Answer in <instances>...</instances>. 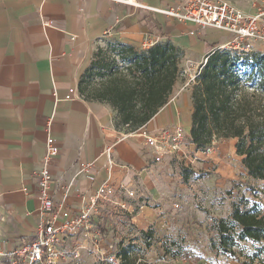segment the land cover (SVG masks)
Wrapping results in <instances>:
<instances>
[{
	"label": "crops",
	"instance_id": "crops-1",
	"mask_svg": "<svg viewBox=\"0 0 264 264\" xmlns=\"http://www.w3.org/2000/svg\"><path fill=\"white\" fill-rule=\"evenodd\" d=\"M181 1L137 0L154 9ZM226 1L248 4L246 9L235 6L251 11L250 0ZM230 38L115 0H0V250L30 241L41 221L40 203L33 197L35 172L42 166L49 137L60 148L50 165L57 205L77 215L102 185L117 191L116 201L130 203L127 210L109 205L97 219L104 249L109 244L127 249L131 241L140 246L146 261L148 249L141 242H147L148 235L172 247L219 243L213 208L204 229H193L197 216L202 217L197 204L208 203L213 192L236 178V163L242 158L236 153V139L215 140L208 155L191 142L192 87L212 47L223 48ZM167 40L183 51L181 67L187 76L178 80L169 102L145 127L131 133L119 130L110 105L82 98L79 82L106 42L143 50ZM70 89L75 94L69 96ZM177 125L185 133L181 151L156 163L157 153L144 149L142 133L155 135ZM82 163L94 164L96 174L81 171ZM126 178L132 181L133 199L120 189ZM91 259L96 261L95 255L83 252L78 263Z\"/></svg>",
	"mask_w": 264,
	"mask_h": 264
},
{
	"label": "trees",
	"instance_id": "trees-1",
	"mask_svg": "<svg viewBox=\"0 0 264 264\" xmlns=\"http://www.w3.org/2000/svg\"><path fill=\"white\" fill-rule=\"evenodd\" d=\"M116 57L100 50L79 82L86 101L110 105L116 128L126 133L145 127L169 102L181 78L183 51L170 40L139 50L114 41ZM100 81L94 84L92 80ZM191 142L205 150L215 140L236 139V153L248 176L264 180V53L212 47L192 87ZM256 205L234 208L230 221H217L218 247L233 254L241 241L264 242V216ZM129 250L121 251L123 258ZM247 264V263H243Z\"/></svg>",
	"mask_w": 264,
	"mask_h": 264
},
{
	"label": "built area",
	"instance_id": "built-area-1",
	"mask_svg": "<svg viewBox=\"0 0 264 264\" xmlns=\"http://www.w3.org/2000/svg\"><path fill=\"white\" fill-rule=\"evenodd\" d=\"M124 4H134L158 12L181 23H191L201 29L213 28L230 35V40L223 46L238 54L251 53L257 43L264 44V0H250L251 11L244 12L226 0H182L176 6L166 9L146 7L137 0H115ZM198 73V72H197ZM70 89L69 96L75 94ZM144 149L154 150L157 154L155 162H162L165 156H175L181 151L185 137L180 125L165 129L155 135L142 133ZM215 144L204 150L212 154ZM60 154V148L54 138L49 137L46 153L41 168L35 172L37 190L33 197L40 203L41 221L33 238L9 251L0 250V264H68L69 261H79L83 252H91L98 264H124L121 248L109 244L104 249V236L98 229L97 219L109 205L127 210L129 201H116L117 191L102 185L88 201V206L73 215L70 211L57 205L51 195L53 177L50 171L51 162ZM81 171L96 174L94 164L82 163ZM77 180H74V183ZM132 181L124 179L121 191L129 199L136 193L130 190Z\"/></svg>",
	"mask_w": 264,
	"mask_h": 264
},
{
	"label": "rangeland",
	"instance_id": "rangeland-1",
	"mask_svg": "<svg viewBox=\"0 0 264 264\" xmlns=\"http://www.w3.org/2000/svg\"><path fill=\"white\" fill-rule=\"evenodd\" d=\"M233 3L244 9L248 8V4L239 5L235 1ZM113 42H106L103 46L98 48L94 53V57L100 50L104 51L103 58L108 60L116 57L110 51V44ZM253 52L264 53V44L257 43ZM117 61L120 63L118 57ZM182 62V61H181ZM182 64V63H181ZM182 68V67H181ZM183 69V68H182ZM200 69V68H199ZM197 73H195L196 77ZM187 74L184 72L181 75V80L184 81ZM100 81V78L95 77L92 82L96 84ZM195 83V78L193 79ZM238 170L236 172V178L229 180L223 188L219 191L213 192L209 197L208 203L198 202L197 210L198 214H201L202 217L197 216L196 226L193 229H204L206 225V220L208 219V211H216L217 221L220 219H225L230 221L234 208L237 206L248 207L256 205V212L261 216H264V182L254 181L248 177L245 172V167L241 162H237ZM187 176V173L185 172ZM208 174L199 175L198 178L206 177ZM194 224V225H195ZM200 236H194V238H199ZM210 237V235H209ZM146 242H141L144 247L148 249L146 261L145 255L140 246L131 244V241L127 244L128 250L132 252V256L126 254V264H176L173 263V260L180 258V260H187L194 262L193 264H223L224 262L231 260L235 261L238 264H264V242L262 243H253L251 240L241 241L233 248V254L230 252H225L220 249L214 241L198 242L197 246L190 248H184V246L177 245L176 247L159 245V239L156 236L148 235ZM144 250V248H143ZM129 257V259H128ZM164 258V259H163ZM184 258V259H183ZM161 260H165L162 263ZM204 261L203 263L201 261ZM170 262V263H168ZM68 264H79L77 261H69ZM87 264H98L94 260H90Z\"/></svg>",
	"mask_w": 264,
	"mask_h": 264
}]
</instances>
